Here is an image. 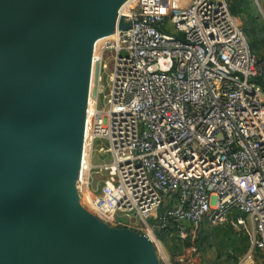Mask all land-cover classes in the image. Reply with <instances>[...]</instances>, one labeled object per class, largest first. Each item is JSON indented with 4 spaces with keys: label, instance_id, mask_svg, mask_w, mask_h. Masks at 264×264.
<instances>
[{
    "label": "built area",
    "instance_id": "2783aa9c",
    "mask_svg": "<svg viewBox=\"0 0 264 264\" xmlns=\"http://www.w3.org/2000/svg\"><path fill=\"white\" fill-rule=\"evenodd\" d=\"M107 36L110 92L99 108L102 77L92 78L79 197L104 218L138 217L147 233L174 222L194 240L204 223L232 228L250 241L236 264L260 263L258 252L264 264V71L228 0H127ZM97 139L111 158L99 189Z\"/></svg>",
    "mask_w": 264,
    "mask_h": 264
},
{
    "label": "water",
    "instance_id": "95a60500",
    "mask_svg": "<svg viewBox=\"0 0 264 264\" xmlns=\"http://www.w3.org/2000/svg\"><path fill=\"white\" fill-rule=\"evenodd\" d=\"M83 3L0 0V264H153L139 243L145 235L124 239L70 199H80L75 181L82 154L81 148L72 156L75 78L85 37L97 27L85 20ZM78 29L87 31L78 36ZM93 77L97 84V71ZM61 155L74 163L68 183L58 171Z\"/></svg>",
    "mask_w": 264,
    "mask_h": 264
},
{
    "label": "rangeland",
    "instance_id": "374dc122",
    "mask_svg": "<svg viewBox=\"0 0 264 264\" xmlns=\"http://www.w3.org/2000/svg\"><path fill=\"white\" fill-rule=\"evenodd\" d=\"M228 2L230 3L232 13L239 18L243 28L246 30L250 43L264 71V19L255 1L228 0ZM112 3L118 4L119 0H84L83 13L85 20L93 23L97 27H107L109 22H105V19L102 20L103 10L111 7ZM90 11L97 15L95 20L90 19ZM103 34L104 32L99 31L96 37L94 36L92 40H87L88 46L86 47L85 64L78 95L77 126L76 132L74 133V156L76 158L79 157L81 148L83 147L82 141L88 134L90 119L92 118L95 106L93 99L95 95L90 94L88 88L89 68L93 56L92 45ZM105 42L102 41L99 43V47L102 49L104 55V62H107L104 71L106 72L108 70L102 75L99 108L106 107L107 105L106 99L110 92L109 75L113 69L114 62V52L103 47ZM76 83L77 87H79V80ZM103 144V140H95L92 162L97 167L93 168L91 174L92 187L95 189L101 187L107 175V172L100 168L99 165L108 163L111 160L108 154L98 153L97 148ZM57 162L58 171L62 180L68 183L71 180L70 177L74 167L72 158L67 155H61ZM70 199L87 216L98 220L103 226L124 239L139 240L142 235H146L147 233L144 229H138V227L144 225V222H141L134 215L118 213L117 217L104 218L97 214L89 205L84 204L82 199H78L74 194H70ZM116 220L123 222V224H119ZM149 222L152 223V219ZM125 224L135 227L129 228ZM239 233L241 235H235L225 228L204 223L198 232L197 238L188 241L187 239L182 240L178 238L174 233L160 236L158 230H155L154 235H157V243H151L145 250L152 258L153 264H236L250 248V241L244 237L246 234ZM256 258L257 260L260 259V263L258 262V264H263V258L260 252L256 254Z\"/></svg>",
    "mask_w": 264,
    "mask_h": 264
},
{
    "label": "bare ground",
    "instance_id": "6f19581e",
    "mask_svg": "<svg viewBox=\"0 0 264 264\" xmlns=\"http://www.w3.org/2000/svg\"><path fill=\"white\" fill-rule=\"evenodd\" d=\"M125 3V0H120L119 1V5H118V8L117 5L114 6V3L111 4V7H108L107 9H104L103 10V16H102V20H104L105 22H109L114 11H117L118 9H120ZM89 17L91 20H95L97 18V15L94 14L93 12H89ZM91 33L87 34L86 37H85V55H86V47L88 46V41L87 40H92L94 38V36L96 37L98 34H99V31H102L104 32V34L102 36H100L99 38H97L95 40V42L93 43L92 45V50H93V56H92V62H91V65H90V68H89V71H90V75H89V78H88V88H89V92L90 94L93 95L92 93V90H91V81H92V78H94V72L97 71V74L100 75L102 77L103 73H106L104 70L105 68V65L107 62H104V55H103V52H102V49L99 47V43L100 42H104L108 39V36L107 34L110 32V28H97V27H94L91 29ZM87 29H78L77 30V35L79 36L80 34H82V32H86ZM85 55H84V60H83V66H82V72H83V69H84V64H85ZM96 70V71H95ZM82 72L80 73V76L79 78H75V81H78L79 80V89L77 91V96L79 95V90L81 88V76H82ZM75 86V85H74ZM94 96V95H93ZM77 102H78V97H77ZM74 156V154H73ZM146 236H151L153 238H155L154 234L152 232H148L146 233V235L139 241L140 245L142 247H147L148 246V243L151 241L149 240L145 245L142 244V241L143 239H145Z\"/></svg>",
    "mask_w": 264,
    "mask_h": 264
},
{
    "label": "trees",
    "instance_id": "16d2710c",
    "mask_svg": "<svg viewBox=\"0 0 264 264\" xmlns=\"http://www.w3.org/2000/svg\"><path fill=\"white\" fill-rule=\"evenodd\" d=\"M245 30V29H244ZM246 31V30H245ZM247 33V32H246ZM252 46V44H251ZM253 48V46H252ZM203 226V225H202ZM177 225L174 223V222H170V224H168L166 227H163L161 228V230L158 231L159 235L160 236H166L167 234H171V233H174V230L176 229ZM216 227H220V226H216ZM220 228H225L226 230H229L231 232H233L235 235H241L239 232L233 230L232 228H229V227H220ZM244 237L246 239L249 240L248 236L247 235H244ZM149 240H152L149 236H146L145 237V244L149 241ZM188 241H191L192 239L190 237L187 238ZM143 244V245H145ZM146 246V245H145Z\"/></svg>",
    "mask_w": 264,
    "mask_h": 264
},
{
    "label": "crops",
    "instance_id": "0c3cea01",
    "mask_svg": "<svg viewBox=\"0 0 264 264\" xmlns=\"http://www.w3.org/2000/svg\"><path fill=\"white\" fill-rule=\"evenodd\" d=\"M151 239L153 238V237H150ZM153 239H155V238H153ZM145 239H143V241H142V244H145Z\"/></svg>",
    "mask_w": 264,
    "mask_h": 264
}]
</instances>
